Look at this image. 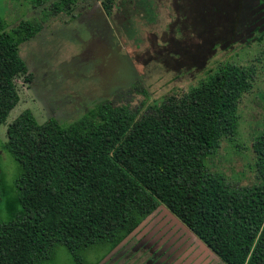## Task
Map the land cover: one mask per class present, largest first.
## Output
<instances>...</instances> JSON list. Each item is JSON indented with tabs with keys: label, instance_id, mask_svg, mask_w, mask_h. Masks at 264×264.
<instances>
[{
	"label": "trees",
	"instance_id": "obj_1",
	"mask_svg": "<svg viewBox=\"0 0 264 264\" xmlns=\"http://www.w3.org/2000/svg\"><path fill=\"white\" fill-rule=\"evenodd\" d=\"M114 1L101 2L106 14ZM222 1L193 6L194 27L228 14ZM71 2H53L52 11ZM138 2L152 13L151 0ZM263 3L252 4L249 25L263 19ZM42 27L36 19L11 25L0 14V125L20 100L16 77L31 78L20 44ZM255 74L251 66L222 64L141 114L109 101L70 123L39 121L31 109L21 111L0 141L18 166L15 195L0 194V264H43L60 245L75 264H93L85 256L90 246L114 248L159 205L225 264H264V131L253 142L256 183L232 187L206 164L222 139L236 133L239 100Z\"/></svg>",
	"mask_w": 264,
	"mask_h": 264
},
{
	"label": "rangeland",
	"instance_id": "obj_2",
	"mask_svg": "<svg viewBox=\"0 0 264 264\" xmlns=\"http://www.w3.org/2000/svg\"><path fill=\"white\" fill-rule=\"evenodd\" d=\"M56 1L35 5L30 0H0V14L7 23L36 19L43 25L20 44L31 78L15 79L20 100L0 125V141L6 139L8 124L24 109H31L39 121L54 117L61 123L73 122L100 101L127 105L141 114L150 104L190 90L217 67L232 62L253 67L255 78L239 100L236 133L222 139L217 151L206 157V164L209 170L222 173L232 187L258 181L253 142L264 131V24H260L264 16L249 25L250 8L258 0H223L228 14L219 12L201 29L199 24L198 29L194 27L193 19V6L200 0H151V14L137 0H115L110 15L103 9V0H71L69 7L57 13L51 8ZM17 174V162L0 143L1 196L15 195ZM156 209L119 247L90 246L87 261L97 264L108 252L113 259L115 252L135 245L133 252L145 246L138 255L152 250L161 253L167 264H224L171 212ZM43 264L75 263L60 245Z\"/></svg>",
	"mask_w": 264,
	"mask_h": 264
},
{
	"label": "flooded vegetation",
	"instance_id": "obj_3",
	"mask_svg": "<svg viewBox=\"0 0 264 264\" xmlns=\"http://www.w3.org/2000/svg\"><path fill=\"white\" fill-rule=\"evenodd\" d=\"M138 1L139 0H137V3H138ZM136 247L134 245V247H131V250H128L126 252H123V250L117 251V252H119V254L123 253V255L121 256V259L115 260V259H117V254H116V257L113 256L114 257L113 259H111V258L105 259L103 256L102 259H100L97 264H110L111 260L112 261L115 260V262H113L112 264H119V261L120 260L123 261L124 259L126 260L127 264H130V263L131 264H139L140 260L143 258H144V262L147 264H149L153 259H155V261L152 264H167V260L166 261L163 260L162 256L158 257V254L156 252H153L152 250H149L148 252L147 251L146 252H140V254L138 255V251H140V250L145 251V249H144L145 246H142V247H140V250L138 249L136 252H133L136 249ZM140 264H142V263H140Z\"/></svg>",
	"mask_w": 264,
	"mask_h": 264
},
{
	"label": "crops",
	"instance_id": "obj_4",
	"mask_svg": "<svg viewBox=\"0 0 264 264\" xmlns=\"http://www.w3.org/2000/svg\"><path fill=\"white\" fill-rule=\"evenodd\" d=\"M159 207H164L167 211H169L164 205H159L158 208H159ZM158 208H157V209H158ZM157 209H156V210H157ZM169 212H170V211H169ZM173 216H174V215H173ZM174 217H175L179 222H181L176 216H174ZM181 223H182V222H181ZM182 225H184V224L182 223ZM184 226H185V225H184ZM185 227H186V226H185ZM186 228H187V227H186ZM122 242H123V241H121V242L117 245V247H119L120 245H122V244H123ZM200 242L203 244V242H202L201 240H200ZM203 245H204V244H203ZM204 246H205V245H204ZM205 247H206L208 250H210L207 246H205ZM146 250H147V249H146ZM147 251H148V250H147ZM110 254H111V253L108 252V253L104 256V258H105V259L109 258V255H110ZM115 254H117V259H115V260L121 259V256L123 255V253H120V254H119V252H115ZM157 254H158V257L162 255L161 253H157ZM154 261H155V259H153L149 264H152ZM140 263H142V264H147V263L144 262V258H143V260H142ZM140 263H139V264H140ZM223 263H224V262H223ZM119 264H127V263H126V260L124 259L123 261L120 260V261H119ZM130 264H131V263H130ZM224 264H225V263H224Z\"/></svg>",
	"mask_w": 264,
	"mask_h": 264
},
{
	"label": "water",
	"instance_id": "obj_5",
	"mask_svg": "<svg viewBox=\"0 0 264 264\" xmlns=\"http://www.w3.org/2000/svg\"><path fill=\"white\" fill-rule=\"evenodd\" d=\"M174 215V214H173ZM175 216V215H174ZM188 229V228H187ZM199 239V238H198ZM200 240V239H199ZM204 244V243H203ZM205 245V244H204ZM206 246V245H205Z\"/></svg>",
	"mask_w": 264,
	"mask_h": 264
}]
</instances>
